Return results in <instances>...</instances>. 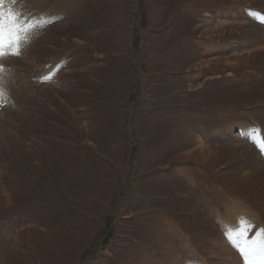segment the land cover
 <instances>
[{"label":"rangeland","instance_id":"1","mask_svg":"<svg viewBox=\"0 0 264 264\" xmlns=\"http://www.w3.org/2000/svg\"><path fill=\"white\" fill-rule=\"evenodd\" d=\"M4 10L0 264H264V0Z\"/></svg>","mask_w":264,"mask_h":264},{"label":"snow or ice","instance_id":"2","mask_svg":"<svg viewBox=\"0 0 264 264\" xmlns=\"http://www.w3.org/2000/svg\"><path fill=\"white\" fill-rule=\"evenodd\" d=\"M5 0H0V57L5 55V49L12 48L19 44L21 39L22 25L19 24V19L15 13L4 10ZM12 55H18V51L11 52ZM254 132L259 134V130L254 129ZM256 144L258 150L264 153V139L259 141H253ZM238 250L242 257H248L250 255L249 248L245 242L243 246H238ZM259 259L264 262V246L259 250ZM245 264H252L250 260L245 261Z\"/></svg>","mask_w":264,"mask_h":264},{"label":"bare ground","instance_id":"3","mask_svg":"<svg viewBox=\"0 0 264 264\" xmlns=\"http://www.w3.org/2000/svg\"><path fill=\"white\" fill-rule=\"evenodd\" d=\"M203 32H207V30H203ZM252 45H253V44H251L250 46H252ZM210 58H211V57H210ZM201 60H204V59H200V61H201ZM213 60H214V59H213ZM236 62H237V61H236ZM201 64H202V62H201ZM203 64H205V63H203ZM206 65H208V64H206ZM195 144H196L195 147H198V148H200V149H204V148H205V147L203 146V144H200V143L198 144V143H196V142H195ZM208 151H209V150H208ZM19 235H20V234H19ZM40 236H41V235H40ZM20 237H21V236H20ZM40 238H41V237H40Z\"/></svg>","mask_w":264,"mask_h":264}]
</instances>
